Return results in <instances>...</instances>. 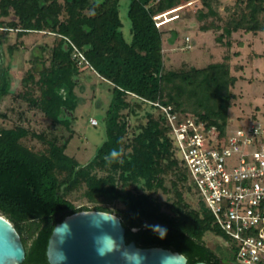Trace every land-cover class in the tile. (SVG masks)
<instances>
[{"label": "trees", "instance_id": "trees-1", "mask_svg": "<svg viewBox=\"0 0 264 264\" xmlns=\"http://www.w3.org/2000/svg\"><path fill=\"white\" fill-rule=\"evenodd\" d=\"M122 1L0 0V102L11 94L12 59L24 48V38L30 33L53 35V44L42 45L41 54L33 55L22 81L25 90L14 99L26 104V111L17 112L22 122H27L26 112L33 111L49 122L46 130L63 126L71 131L60 142L23 123L5 127L2 119L7 115L0 111V214L21 235L26 250L22 264H49L47 249L55 226L75 211L88 210L120 217L127 243L177 251L187 257V264H237L236 243L211 211L199 197L196 208L187 202L186 194L198 192L176 154L166 117L147 101L194 115L223 138L239 78L232 72L230 54L204 67L167 69L163 36L168 22L158 27L153 17L202 2L214 10L216 21L201 30L221 32L216 42L231 49L232 36L239 31L264 33V0H236L225 8V17L219 0H130L131 42L123 33ZM11 16L14 19L3 22ZM10 31L18 41L5 49L2 39L8 40ZM68 40L112 86L103 118L105 139L85 164L67 153L83 72ZM133 117L138 120L134 126ZM27 138L41 141L46 149L33 150L24 144ZM77 191H82L86 205L78 207L70 199ZM159 192L167 196L165 202ZM157 225L167 230L163 238ZM208 234L227 244L213 246L206 241ZM223 249L230 252L226 257Z\"/></svg>", "mask_w": 264, "mask_h": 264}, {"label": "rangeland", "instance_id": "rangeland-1", "mask_svg": "<svg viewBox=\"0 0 264 264\" xmlns=\"http://www.w3.org/2000/svg\"><path fill=\"white\" fill-rule=\"evenodd\" d=\"M219 10L223 17L227 15L226 7H233L236 0H219ZM130 0H123L121 3V18L123 21V33L127 41H132L131 21L128 19V6ZM172 15H176L171 17ZM213 9L203 5L202 2H191L180 8L170 11L166 16L172 18L165 29L163 46L165 52V65L167 69L176 70L184 65L204 67L213 62L224 59L226 54L231 55L232 72L239 80L233 88L236 99L230 107V128L247 123L256 116L264 120V33L257 34L239 31L232 36V48L228 49L216 42L221 32L215 30L202 31L203 25H210L216 21ZM13 16L3 19L9 22ZM15 31H10L8 40L2 39L6 49L9 44L16 43ZM24 48L17 51L12 59L11 94L0 102V111L7 117L2 119L5 127H13L22 124L38 133L45 130L48 138L56 137L63 142L71 134V131L63 126L51 127L46 130L49 122L41 116L34 115L33 111H27V122L20 120L17 112L26 111V104L22 100H15L18 92L25 90L22 83L28 71L32 68L31 59L35 54H41L40 47L54 42L53 35L42 33H30L24 38ZM48 54V53H47ZM46 54V55H47ZM10 58L7 59L9 61ZM80 83L76 87L79 104L72 119L73 139L67 149L70 156L76 157L81 163L90 161L97 152L101 142L105 139V128L103 118L112 100L111 84L103 80L91 67H85L80 76ZM39 92L37 91L36 94ZM96 119L97 125H92L90 120ZM132 125H137L138 120L133 117ZM24 144L35 151H44L46 145L41 141L27 138ZM158 198L165 202L167 196L162 192L157 194ZM70 199L74 205L80 207L88 202L82 197V191L72 194ZM187 202L193 207H198V196L186 194ZM115 205H111L114 207ZM120 206V205H119ZM206 241L213 246L226 245L224 239L216 238L208 234ZM230 252L223 249L226 257ZM227 262V261H226ZM238 264V263H237Z\"/></svg>", "mask_w": 264, "mask_h": 264}, {"label": "built area", "instance_id": "built-area-1", "mask_svg": "<svg viewBox=\"0 0 264 264\" xmlns=\"http://www.w3.org/2000/svg\"><path fill=\"white\" fill-rule=\"evenodd\" d=\"M168 14L153 17L158 27L172 19ZM68 41L78 67H90L83 52ZM147 103L166 117L176 154L186 164L198 197L235 241V263L264 264V120L251 118L237 128L228 126L221 138L194 115ZM90 122L98 124L96 119Z\"/></svg>", "mask_w": 264, "mask_h": 264}, {"label": "water", "instance_id": "water-1", "mask_svg": "<svg viewBox=\"0 0 264 264\" xmlns=\"http://www.w3.org/2000/svg\"><path fill=\"white\" fill-rule=\"evenodd\" d=\"M20 236L15 226L0 214V264L23 263L26 250ZM50 236L49 264L188 263L185 255L171 249L127 243L120 217L105 211H75L58 223Z\"/></svg>", "mask_w": 264, "mask_h": 264}, {"label": "clouds", "instance_id": "clouds-1", "mask_svg": "<svg viewBox=\"0 0 264 264\" xmlns=\"http://www.w3.org/2000/svg\"><path fill=\"white\" fill-rule=\"evenodd\" d=\"M156 229H159V234H160V236H161V238H163V236L166 234V229H164V228H161L160 226H155V230Z\"/></svg>", "mask_w": 264, "mask_h": 264}, {"label": "crops", "instance_id": "crops-1", "mask_svg": "<svg viewBox=\"0 0 264 264\" xmlns=\"http://www.w3.org/2000/svg\"><path fill=\"white\" fill-rule=\"evenodd\" d=\"M102 78V77H101ZM103 79V78H102Z\"/></svg>", "mask_w": 264, "mask_h": 264}]
</instances>
